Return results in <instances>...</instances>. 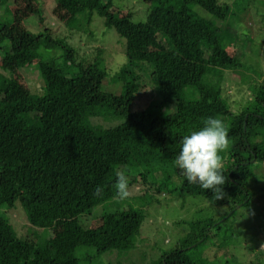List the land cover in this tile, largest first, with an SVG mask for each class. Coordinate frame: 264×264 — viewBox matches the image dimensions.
I'll return each instance as SVG.
<instances>
[{
    "label": "trees",
    "instance_id": "obj_1",
    "mask_svg": "<svg viewBox=\"0 0 264 264\" xmlns=\"http://www.w3.org/2000/svg\"><path fill=\"white\" fill-rule=\"evenodd\" d=\"M56 1L69 26L103 17L125 39L127 62L111 74L104 57L81 59L49 27L37 34L22 25L17 11L39 14L43 0H13L18 16L0 21V52L7 42L0 57V264H122L98 259L135 248L146 214L131 204L109 208L118 197L117 171L125 172L130 186L142 184L151 199L178 190L230 203L222 217L198 221L191 235L149 264L206 263L194 250L220 235L237 206L250 205L251 187L264 183V78L244 81L248 49L243 46L241 56L229 50L242 36L237 10L254 0H143L141 21L131 11L120 15L113 0ZM24 2L27 9L19 7ZM39 20L43 24L44 17ZM55 47L60 56H45ZM34 60L39 87L21 80ZM228 71L241 73L237 83L249 90L239 107L225 91ZM149 86L152 99L136 107ZM208 117L222 119L232 141L223 152L227 182L218 200L188 183L174 163L182 138ZM95 118L119 123L105 126ZM98 185L102 196L94 195ZM18 204L31 225L27 237L9 216ZM35 227L45 231L35 229L31 237Z\"/></svg>",
    "mask_w": 264,
    "mask_h": 264
},
{
    "label": "rangeland",
    "instance_id": "obj_2",
    "mask_svg": "<svg viewBox=\"0 0 264 264\" xmlns=\"http://www.w3.org/2000/svg\"><path fill=\"white\" fill-rule=\"evenodd\" d=\"M54 1L43 0V2H40L42 8L39 14H27L28 11L22 10L17 11L23 17L20 18L23 20L22 25L37 34L44 32L45 27H49V32L53 36L65 39L76 49L81 59L85 56L87 60L94 57H104V62L109 67L111 74L124 66L127 62L125 39L114 28H108L103 17L96 14L89 24L83 19L84 23L69 26L63 21L59 4ZM228 1L233 2L235 0ZM254 3L246 9L237 10L239 17L237 29L242 36L239 35L238 39L240 40L231 45L229 50L231 54L241 56L243 53L242 47L244 46L245 52L248 49L249 51L247 50L246 56H244L246 59H243L245 62L248 61L246 64H249L245 72L247 78H244V81L253 79L254 82H261L264 78V43L260 45L264 40V0H254ZM144 4L146 2L143 0H113L114 9L120 15L131 11L133 12L132 18L135 21H141L146 17V13L143 12ZM19 7L27 9L25 2ZM16 10L13 0H6L0 6V21L10 22L14 20L18 16ZM39 15L44 17L43 24L39 20ZM53 22L55 25L52 24ZM249 35L253 38L244 39L245 36ZM120 39L123 43H120ZM99 46L104 48L101 55L97 50ZM4 47L6 49L7 42ZM4 50L0 52V57L5 53ZM46 52L45 56L55 57L60 56L62 51L60 48L55 47L50 49V53ZM35 62L34 60L27 71L20 72L21 80L24 82L26 80L33 87H39L40 77L36 75V72L32 73V69H35ZM253 65L255 68L252 67ZM252 69L257 70L254 72ZM226 77L227 80L224 84L226 94L231 95L233 105L239 107L240 104H244V98L249 93L247 84L246 87L242 86L241 88L237 83L242 78L241 73L239 75L228 71ZM108 78H111V76ZM150 88L151 86L147 87V92H141L137 96L136 107L143 106L152 99V94H150L152 89ZM243 92L246 94L244 95ZM93 120L103 123L105 126L119 123L118 121L104 122L97 118ZM224 154L221 153L222 156ZM226 162L227 157L224 158L223 156L224 165ZM256 173L261 174V171L256 170ZM173 178L175 177L173 176ZM171 181L173 183L170 186L173 187L172 184L175 183V180L172 179ZM130 187L133 195L129 199L121 200L116 197L114 205L109 207L108 204V207L119 208L125 206V204H131L144 209L146 217L137 236V245L127 251L113 250L107 252L98 259L100 263L149 264L150 261L158 258L164 250L174 248L181 238L191 235L195 231L194 226L197 225L198 221L207 220V218H220L230 209V203H215L203 196L181 195L178 190L161 193L157 195V199H151L146 194L145 188L141 190L142 184L135 183ZM251 190L253 195L250 205H238L237 209L231 214L228 224H222L221 229L218 230L222 235L227 234V237L221 240L219 237L221 234L211 235L203 246L199 247L198 250H194V255L198 259L203 258V261L206 262L204 264H264L263 181L255 183ZM23 210V207L19 205L16 209L10 211L9 216L17 232L21 236L27 237L31 225ZM93 223L99 224V222H91V224ZM35 229L36 227L31 230L33 233L31 237L37 236V232H42V229H36L37 232ZM41 234H38V237Z\"/></svg>",
    "mask_w": 264,
    "mask_h": 264
},
{
    "label": "clouds",
    "instance_id": "obj_3",
    "mask_svg": "<svg viewBox=\"0 0 264 264\" xmlns=\"http://www.w3.org/2000/svg\"><path fill=\"white\" fill-rule=\"evenodd\" d=\"M232 145L229 129L220 118L208 117L203 127L185 135L181 141V150L174 163L180 174L190 184H198L202 189L211 191L215 199L224 196L223 185L227 182L224 174L223 156ZM114 185L117 196L127 200L133 192L129 177L123 171H117ZM104 188L96 186L94 195L102 196Z\"/></svg>",
    "mask_w": 264,
    "mask_h": 264
},
{
    "label": "water",
    "instance_id": "obj_4",
    "mask_svg": "<svg viewBox=\"0 0 264 264\" xmlns=\"http://www.w3.org/2000/svg\"><path fill=\"white\" fill-rule=\"evenodd\" d=\"M248 116H246V118H247Z\"/></svg>",
    "mask_w": 264,
    "mask_h": 264
}]
</instances>
